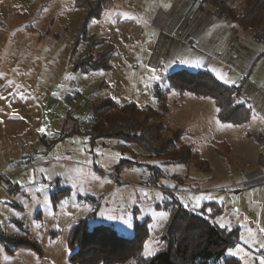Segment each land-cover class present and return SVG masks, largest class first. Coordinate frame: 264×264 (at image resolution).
Segmentation results:
<instances>
[{
	"label": "rangeland",
	"instance_id": "obj_1",
	"mask_svg": "<svg viewBox=\"0 0 264 264\" xmlns=\"http://www.w3.org/2000/svg\"><path fill=\"white\" fill-rule=\"evenodd\" d=\"M83 21L75 0H0V233L31 240L42 251L19 246L11 253L0 242V264H73L70 229L92 211L90 226L110 224L123 236L132 234L134 216L148 217L142 254L149 257L163 246L159 235L169 216L164 205L173 197L193 211L217 203L222 212L214 222L238 227V243L210 264H224L226 257L260 264L259 116L238 125L221 122L211 97L186 92L181 104H172L176 94L170 92L165 120L187 130L183 140L193 142L207 167L166 162L136 144L123 151L114 138L91 141L69 132L82 131L88 106L104 98L156 107L154 83L166 86L167 73L176 68L208 70L228 85L241 84L245 75L249 83L264 84V56L250 70L254 51L263 46L248 30L229 46L224 35L214 34L211 8L196 9L192 0H109L85 28L105 40L93 54L113 45L111 66L82 71L73 68L70 55ZM86 48L78 44L74 60Z\"/></svg>",
	"mask_w": 264,
	"mask_h": 264
},
{
	"label": "trees",
	"instance_id": "obj_2",
	"mask_svg": "<svg viewBox=\"0 0 264 264\" xmlns=\"http://www.w3.org/2000/svg\"><path fill=\"white\" fill-rule=\"evenodd\" d=\"M108 1L75 0V4L84 11V21L80 29L81 37L70 55L74 69L96 71L111 66L109 58L113 54V45L108 44L105 49L93 54L94 46L101 45L105 40L88 35L85 28L92 18L101 14ZM194 1L198 2V9L210 7L215 16L228 19L240 31L252 33L254 41L263 46L257 51L254 63L264 56V0H242L240 4L232 0ZM78 44H85L87 48L80 52L81 59L74 60ZM165 81L166 86L157 82L152 87L156 107L104 98L88 106L90 117L82 131L77 127L69 134L82 132L91 141L114 138L117 139L114 146L123 151L136 144L142 151L166 162L189 164L193 161L196 162L195 166L207 167L206 160L198 151H193V142L183 140L186 130L165 120L167 96L170 92L176 94L173 104H178L177 99L186 92L199 97H211L216 109H221L216 112L219 121L238 125L247 122L252 115L241 93V85L223 83L208 70L185 68L171 71ZM123 161L135 165L130 160ZM123 161L119 165H124ZM176 178L181 182V177ZM49 185L53 188L52 184ZM164 208L168 210L169 216L159 235L163 246L153 255L144 257L142 254L143 243L149 234L148 217L139 220L134 216L132 234L123 236L110 224L90 226L88 220L95 214L92 211L70 229L68 260L73 264H122L132 258L134 264H210L222 258L228 248L238 243V227H220L214 222L222 212V206L217 203L206 202L198 211H193L173 197V201L166 202ZM0 242L11 253L19 246L31 247L38 254L42 253L40 247L28 239L0 233ZM238 262L234 257L224 259V264Z\"/></svg>",
	"mask_w": 264,
	"mask_h": 264
},
{
	"label": "crops",
	"instance_id": "obj_3",
	"mask_svg": "<svg viewBox=\"0 0 264 264\" xmlns=\"http://www.w3.org/2000/svg\"><path fill=\"white\" fill-rule=\"evenodd\" d=\"M192 6H195L196 9H198V2L197 1H194L192 0ZM207 8V7H206ZM212 12V11H211ZM213 14V13H212ZM213 16L216 18V24H217V30L215 31V35H219V34H222L224 35V38L228 40V45L231 46L233 44H237V37H238V34H240V30L236 27H231L230 25V21L224 17H217L213 14ZM233 42V44H232ZM258 49H256L254 51V58L252 60V63H251V67H250V70L251 68L254 66V59L256 57V53H257ZM251 54H253V51L251 50ZM254 63V64H253ZM185 68V67H183ZM176 69H182V68H176ZM176 69H173V70H176ZM187 69V68H185ZM171 70V71H173ZM189 70V69H188ZM199 70V69H197ZM249 70V71H250ZM170 71V72H171ZM168 72V73H170ZM210 72V71H209ZM167 73V74H168ZM213 74V73H212ZM214 75V74H213ZM167 76V75H166ZM246 75L245 76H242V80L240 81L241 82V93L244 97V99L247 101L248 105L250 106L251 110H252V115H251V118L252 116L254 115H257L259 116L262 120H263V125H264V84H258V83H249L247 82V80L245 79ZM155 84V83H154ZM184 95V94H183ZM182 95V96H183ZM181 96V97H182ZM176 97V96H175ZM174 97V98H175ZM180 97V98H181ZM180 98L177 99V102L178 100H180ZM116 101V100H115ZM173 101L172 100V104H173ZM178 104H181L180 101L178 102ZM217 112V111H216ZM250 118V119H251ZM249 119V120H250ZM248 120V121H249ZM247 121V122H248ZM246 123V122H245ZM262 125V127L264 128V126ZM184 129V128H183ZM187 131V130H186ZM248 134V133H247ZM195 147V146H194ZM195 149H197L195 147ZM197 151V150H195ZM264 163V161H263Z\"/></svg>",
	"mask_w": 264,
	"mask_h": 264
},
{
	"label": "snow or ice",
	"instance_id": "obj_4",
	"mask_svg": "<svg viewBox=\"0 0 264 264\" xmlns=\"http://www.w3.org/2000/svg\"><path fill=\"white\" fill-rule=\"evenodd\" d=\"M216 111L219 112V111H221V109H217ZM228 126H232V125H228ZM260 264H264V259H262V260L260 261Z\"/></svg>",
	"mask_w": 264,
	"mask_h": 264
},
{
	"label": "built area",
	"instance_id": "obj_5",
	"mask_svg": "<svg viewBox=\"0 0 264 264\" xmlns=\"http://www.w3.org/2000/svg\"><path fill=\"white\" fill-rule=\"evenodd\" d=\"M49 186V188H52V186H50V185H48Z\"/></svg>",
	"mask_w": 264,
	"mask_h": 264
}]
</instances>
